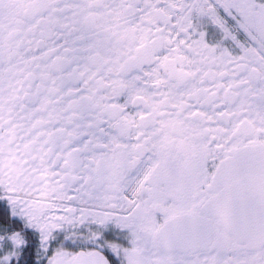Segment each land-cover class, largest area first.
<instances>
[{"label": "snow or ice", "instance_id": "6c2138e0", "mask_svg": "<svg viewBox=\"0 0 264 264\" xmlns=\"http://www.w3.org/2000/svg\"><path fill=\"white\" fill-rule=\"evenodd\" d=\"M0 264H264V0H0Z\"/></svg>", "mask_w": 264, "mask_h": 264}]
</instances>
